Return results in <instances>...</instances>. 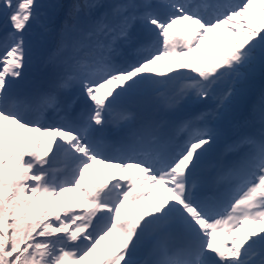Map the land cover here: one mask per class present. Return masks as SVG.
<instances>
[{"label":"snow or ice","instance_id":"snow-or-ice-1","mask_svg":"<svg viewBox=\"0 0 264 264\" xmlns=\"http://www.w3.org/2000/svg\"><path fill=\"white\" fill-rule=\"evenodd\" d=\"M257 70L264 0H0V264H264Z\"/></svg>","mask_w":264,"mask_h":264},{"label":"rangeland","instance_id":"rangeland-1","mask_svg":"<svg viewBox=\"0 0 264 264\" xmlns=\"http://www.w3.org/2000/svg\"><path fill=\"white\" fill-rule=\"evenodd\" d=\"M40 2H41L42 4H47V0H40ZM63 2H66V0H55V1H53V3H51V4H55V3H63ZM186 25H187V22H183V26H186ZM176 26H181V24H178V25H176ZM214 44H215V41H214L212 35L210 34L209 37H208L206 40H204V41L202 42V45H201L200 50H201V51L211 50V49L214 47ZM201 51L198 52L196 55L200 54ZM35 58H37V59H38V62H39V55H38V54L35 56ZM167 63H169V62H162V66H163L164 64H167ZM40 66L42 67V65H40ZM257 71L260 72V70H257ZM255 77H256V76H253L250 82H252V80H253ZM104 91H105V90L102 89V90H101V93H103ZM93 166H95V168H98L99 166L102 167V168H107L106 165L103 164V163H94ZM87 172H89V170H88ZM90 176H92V175H86L87 178H89ZM164 193H165V192H164V190H163V187L160 186V185H158L157 188L153 190V194H156V195H157V194L164 195ZM78 196H79V194L74 193V192H68V193H65V194H64V198H66V199H72L73 197H78ZM122 211H123V210H122ZM255 226H256V227H259V225H255ZM110 239H111V237H109V238L106 239L105 241H102V242H101V246H104L105 244H107V243L109 242Z\"/></svg>","mask_w":264,"mask_h":264},{"label":"trees","instance_id":"trees-1","mask_svg":"<svg viewBox=\"0 0 264 264\" xmlns=\"http://www.w3.org/2000/svg\"><path fill=\"white\" fill-rule=\"evenodd\" d=\"M260 73V74H259ZM263 72H258V71H256V73L254 74V76H259V75H261ZM249 86H251V88L253 87V84L250 82V84H249ZM254 90H255V88H253ZM252 89V90H253Z\"/></svg>","mask_w":264,"mask_h":264},{"label":"bare ground","instance_id":"bare-ground-1","mask_svg":"<svg viewBox=\"0 0 264 264\" xmlns=\"http://www.w3.org/2000/svg\"><path fill=\"white\" fill-rule=\"evenodd\" d=\"M218 155V154H217Z\"/></svg>","mask_w":264,"mask_h":264}]
</instances>
